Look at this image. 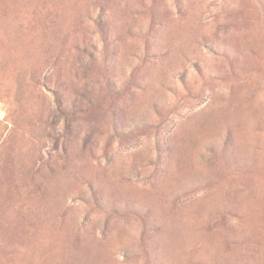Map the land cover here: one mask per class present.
Segmentation results:
<instances>
[{
    "label": "rangeland",
    "instance_id": "rangeland-1",
    "mask_svg": "<svg viewBox=\"0 0 264 264\" xmlns=\"http://www.w3.org/2000/svg\"><path fill=\"white\" fill-rule=\"evenodd\" d=\"M0 264H264V0H0Z\"/></svg>",
    "mask_w": 264,
    "mask_h": 264
}]
</instances>
